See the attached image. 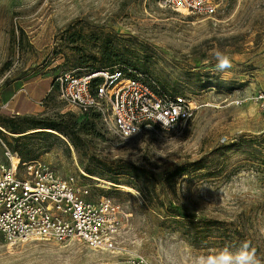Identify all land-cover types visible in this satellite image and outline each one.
Masks as SVG:
<instances>
[{"label": "rangeland", "instance_id": "1", "mask_svg": "<svg viewBox=\"0 0 264 264\" xmlns=\"http://www.w3.org/2000/svg\"><path fill=\"white\" fill-rule=\"evenodd\" d=\"M222 7L199 16L160 0H0V138L129 214L118 251L0 236V264H169L171 245L186 257L244 242L264 262V111L253 100L264 0ZM217 51L231 61L224 78ZM113 66L185 97L186 126L123 139L59 98L62 73Z\"/></svg>", "mask_w": 264, "mask_h": 264}, {"label": "built area", "instance_id": "2", "mask_svg": "<svg viewBox=\"0 0 264 264\" xmlns=\"http://www.w3.org/2000/svg\"><path fill=\"white\" fill-rule=\"evenodd\" d=\"M223 0H160L161 6L199 16H214ZM59 98L81 114L96 116L101 125L128 139L186 126L192 104L165 91L146 75L122 66L83 72L67 71L59 78ZM253 100L264 111V88ZM137 132L126 137L125 132ZM0 159V236L10 245L41 240H77L92 249L115 252L129 214L111 199L90 198V185L74 176L61 177L46 163L12 152L2 141ZM129 264H151L144 256Z\"/></svg>", "mask_w": 264, "mask_h": 264}, {"label": "clouds", "instance_id": "3", "mask_svg": "<svg viewBox=\"0 0 264 264\" xmlns=\"http://www.w3.org/2000/svg\"><path fill=\"white\" fill-rule=\"evenodd\" d=\"M216 71L224 78L231 69L229 57L220 51L215 52ZM138 130L133 129L125 132L129 137ZM175 239V237L173 238ZM175 245H171L168 251L169 264H264L257 257L255 248L250 247L248 242H244L239 248L232 250L226 246L223 249L215 250L209 254H189L186 257L177 256L174 251Z\"/></svg>", "mask_w": 264, "mask_h": 264}, {"label": "trees", "instance_id": "4", "mask_svg": "<svg viewBox=\"0 0 264 264\" xmlns=\"http://www.w3.org/2000/svg\"><path fill=\"white\" fill-rule=\"evenodd\" d=\"M101 69H104V68H101ZM91 71H94V70H100V69H90ZM84 115L87 119H94L96 120V116H93V115H89V114H82ZM52 128V127H50ZM178 216L181 215V214H177ZM187 216H191V215H187Z\"/></svg>", "mask_w": 264, "mask_h": 264}]
</instances>
